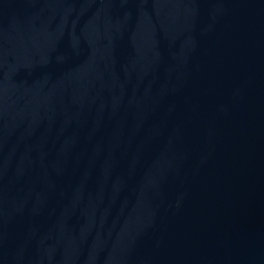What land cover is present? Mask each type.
<instances>
[{
	"label": "water",
	"instance_id": "1",
	"mask_svg": "<svg viewBox=\"0 0 264 264\" xmlns=\"http://www.w3.org/2000/svg\"><path fill=\"white\" fill-rule=\"evenodd\" d=\"M0 264H264V0H0Z\"/></svg>",
	"mask_w": 264,
	"mask_h": 264
}]
</instances>
